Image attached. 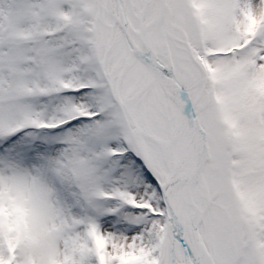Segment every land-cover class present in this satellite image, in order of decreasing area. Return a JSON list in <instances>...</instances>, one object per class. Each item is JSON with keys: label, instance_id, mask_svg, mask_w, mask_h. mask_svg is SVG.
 I'll use <instances>...</instances> for the list:
<instances>
[{"label": "snow or ice", "instance_id": "6c2138e0", "mask_svg": "<svg viewBox=\"0 0 264 264\" xmlns=\"http://www.w3.org/2000/svg\"><path fill=\"white\" fill-rule=\"evenodd\" d=\"M0 264H264V0H0Z\"/></svg>", "mask_w": 264, "mask_h": 264}]
</instances>
